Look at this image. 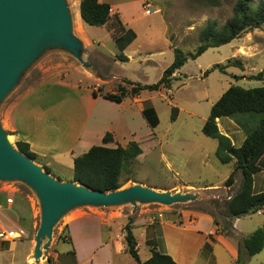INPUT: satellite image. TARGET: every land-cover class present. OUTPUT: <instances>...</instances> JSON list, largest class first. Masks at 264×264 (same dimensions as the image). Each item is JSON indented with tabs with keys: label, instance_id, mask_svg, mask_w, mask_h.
Here are the masks:
<instances>
[{
	"label": "rangeland",
	"instance_id": "rangeland-1",
	"mask_svg": "<svg viewBox=\"0 0 264 264\" xmlns=\"http://www.w3.org/2000/svg\"><path fill=\"white\" fill-rule=\"evenodd\" d=\"M77 1L67 0L73 14L74 33L83 36L82 21L80 23L77 21L73 11ZM141 1H115L120 5L125 27L134 30L137 34L134 41L130 38L132 44L128 49L131 56L129 61H122L124 52L120 47L123 41L129 40L131 33L123 41L118 42L117 38L123 35L124 30L114 29L113 22L105 28L91 31L92 36L103 40V45L105 43L99 49L100 55H90V53L87 55L95 73L103 74L106 78L102 88L97 86L100 93L118 92L119 86L124 85L131 94L133 88L138 85L158 82L164 68L174 60L173 46L185 52H194L199 45L201 29L211 21H217L219 26L224 24L232 16L233 6L237 0H218L217 5H213L210 0H143L142 4ZM248 1L257 4L261 0ZM148 5L154 11L159 9L160 13L144 15ZM112 13H115L114 9ZM107 30L116 40V44L109 40L111 36ZM228 62H231V65L226 68V72L211 69L215 64L226 65ZM83 71L84 67L81 63L61 49L44 53L23 73L15 88L0 104V121L4 128L6 126L5 111L9 105L17 97L53 77L61 76L82 87L93 86L95 81L81 75ZM262 71H264V24L243 33L231 43L209 48L196 59H189L180 71L174 74L176 76L169 88L153 91L142 89L139 94L127 95L126 98L129 99L127 102L139 95L143 100L144 108L148 111L144 117L136 110L132 112L129 107L125 112L123 111L124 114L131 116V130L135 133L134 140L130 137V139L119 141L125 146L131 140L136 141L143 150L142 154L132 162V172L124 174V178L130 177L124 186L141 183L158 190L191 192L197 195L193 201L172 205H138L135 209L132 204H125L116 208H104L113 209L112 217L116 219V222L110 224L112 227L120 231L121 227H125L123 218L133 220L142 211L155 218L160 216L177 221L181 219L182 210H196L213 213L223 233L232 234L231 222L228 220L227 199L240 188L242 173L240 171L235 173V183L231 187L225 185L226 179L234 170V164L222 163L218 159L217 140L206 136L202 129L213 104L230 86H240L245 89L263 86L264 76L261 80L249 79V76ZM242 76L246 78L238 79ZM174 107L178 109V112L176 118L172 119ZM220 126L229 134H234L236 146L242 144L239 142L242 134L237 133L236 127L238 126L237 130L241 131L240 133L244 131L235 118L222 117ZM6 130L11 143L16 146L12 132ZM261 164L262 170L257 176L256 190L264 189V160ZM50 171L60 180L72 181L73 175L69 171L53 168H50ZM205 186L211 187L201 188ZM211 189H217V192ZM8 196L13 197L12 203L7 202ZM83 209L99 215L89 207H83ZM77 211L62 217L54 227L48 254L57 247L60 257L53 264H74L76 257L70 253L74 248L80 249L79 264L88 262L89 247L83 245L77 227L73 233L76 237L75 246L61 241L67 233L65 226L67 219ZM109 212L108 210V215L101 214V217L112 218ZM40 220V204L30 187L21 181L0 182V227L19 226L27 233L25 237L19 239L0 241V264H28V258L33 255L34 238ZM88 226L93 232L99 231V223L95 219L89 222ZM107 226L108 223L103 224V229L106 230ZM238 226L243 235L259 227L264 229V214L255 212L244 215ZM10 244H14L12 250H8ZM144 248L143 246L142 250ZM126 257L129 264H136L130 255ZM259 259L264 263V249ZM46 260L47 258L43 255L40 262L43 263ZM29 263L32 261L29 260ZM115 263L118 264L119 260L116 259ZM124 263L126 264L125 261Z\"/></svg>",
	"mask_w": 264,
	"mask_h": 264
},
{
	"label": "crops",
	"instance_id": "crops-1",
	"mask_svg": "<svg viewBox=\"0 0 264 264\" xmlns=\"http://www.w3.org/2000/svg\"><path fill=\"white\" fill-rule=\"evenodd\" d=\"M80 1H77L79 11ZM99 1L109 3L111 8L114 9L115 13L113 14H119L122 20L120 5L115 2L118 0ZM142 2L143 0L141 4ZM145 11L146 9L144 15L160 13L159 9L157 11L152 10L150 14H146ZM81 21L84 34L83 36H77L84 42L87 53L100 55L99 49L105 43L103 45V40L92 36L91 31L105 28V26H91L85 23L83 19ZM123 25L125 27L124 22ZM129 33H131L130 41V38H133L132 41L137 38L134 30L125 27L123 35L117 38V41H123ZM108 34L111 36L109 31ZM109 40L116 44V40L112 36ZM128 41H123L120 47L124 52V56L127 57L125 61L131 59L128 49L132 41H129V43ZM80 74L87 79L92 78L95 84L91 87H82L65 80L61 76L53 77L17 97L5 111V128L12 132L16 142L24 141L30 145V149L38 155L37 163L43 167L69 171L72 175L75 158L86 153L94 145H103V138L106 133L110 132L113 136L112 142L105 144L108 147H116L119 144L125 146L119 141L120 139H130V137L133 139L135 132L131 130L132 118L124 112L129 107L132 112L136 110L138 114L143 115L145 109L143 100L139 95L134 96L133 100L130 99L129 103L127 102L128 98H125L122 102H116L103 97L97 89L98 87L102 88V84L106 83L103 74L90 72L86 68ZM94 91H97L98 95H94ZM220 121L221 118L218 119L221 132L228 135L235 145L234 134L224 131L220 126ZM237 128L238 126L236 127L237 133L242 134L239 142L243 143L246 134L243 131V133H240L241 131H238ZM263 160L264 155L259 162L261 168ZM260 172L254 175L255 192L264 190H256L257 176ZM52 175L55 176L56 174L52 173ZM207 187L211 186L201 188L206 189ZM211 190L215 192L217 189ZM229 199L230 195L227 201ZM31 206L32 204H30ZM89 208L98 212L99 215L82 207L72 210L71 212L78 211L71 215L65 223L67 227L66 239H70L71 243L64 239L61 241L75 246L76 237L73 233L77 227L80 240L85 247H89L88 262L86 264H117L115 263L116 259L119 260L118 264H125L124 261L129 264L126 257L130 254L127 252L125 242V227H121V230L117 231L110 225L116 222V219L112 217L114 216L113 209ZM108 210L112 218H102L101 214L108 215ZM258 213L264 214L263 208ZM180 214L183 220L180 225L171 219L161 218L160 216L155 218L152 215H147L144 211L133 218L131 227L136 237L141 261L148 260L153 251L156 250L170 255L176 264H264L259 259L262 251L254 256H249L243 246L244 239L252 233L242 234L238 223L243 216L228 218L231 222L232 234L226 235L220 225L216 223L214 214L209 211L182 210ZM93 219L99 223L98 232L91 231L88 226V223L92 222ZM123 222V225L126 226L129 220L123 218ZM107 223V229L104 230L103 224ZM58 244L59 241L57 246ZM143 246L145 248L142 250ZM13 248L14 244H10L8 250ZM70 253L76 257L74 264H79L80 249L76 250L74 248ZM59 257L60 254L57 252L56 247L46 256L47 260L43 263L39 262V264H53ZM29 260L30 257L28 258V264H33L29 263ZM136 264L138 263L136 262Z\"/></svg>",
	"mask_w": 264,
	"mask_h": 264
},
{
	"label": "trees",
	"instance_id": "trees-1",
	"mask_svg": "<svg viewBox=\"0 0 264 264\" xmlns=\"http://www.w3.org/2000/svg\"><path fill=\"white\" fill-rule=\"evenodd\" d=\"M213 5L218 0H210ZM111 6L107 2L99 0H81L80 14L85 23L91 26H106L113 22L114 29L124 30L123 22L118 14L110 12ZM264 24V0L253 4L248 0H237L233 6V14L224 24L219 26L217 21L208 22L200 31L199 45L194 52H185L179 47H174V60L164 70L160 80L154 84L138 85L134 87L131 94L124 85H120L118 92L100 93L103 97L122 102L128 94L136 95L139 91L159 90L170 87L174 75L189 59H196L202 53L212 47H220L231 43L243 33L261 27ZM123 61L127 57L121 58ZM231 65L215 64L212 70L218 69L226 72ZM264 71L249 76V79H263ZM246 78L245 76L238 77ZM100 91V90H99ZM98 95L97 91L93 92ZM148 109L143 110V115ZM178 109L173 108L172 119L177 116ZM227 116L235 118L246 134V138L240 146H235L226 134H223L218 125V119ZM203 133L216 139L218 147L216 156L222 163H234L235 167L226 179L225 185L231 187L235 183V173H242V184L238 191L227 201V213L229 218H239L244 215L258 212L264 208V190L254 191V175L262 170L259 162L264 155V85L256 88L245 89L240 86H230L222 96L213 104L210 114L203 126ZM113 136L110 132L103 138V145H94L86 153L77 156L74 160V172L72 181L84 184L95 190L104 192L117 190L123 187L130 177L124 178V174L132 172V162L143 152L140 144L131 141L128 145H117L108 147L105 144L112 142ZM17 148L37 161L38 155L30 149V145L24 141L16 142ZM49 173V167H44ZM177 224L183 220L171 219ZM132 218L125 226V242L127 252L138 264H176L173 258L154 250L152 256L141 261L137 248L136 237L131 227ZM217 223V222H216ZM67 228V227H66ZM63 239L71 243L70 239ZM243 246L249 256L260 253L264 248V229L259 227L249 234L243 241ZM74 253V252H72ZM241 262L240 260L238 261Z\"/></svg>",
	"mask_w": 264,
	"mask_h": 264
},
{
	"label": "water",
	"instance_id": "water-1",
	"mask_svg": "<svg viewBox=\"0 0 264 264\" xmlns=\"http://www.w3.org/2000/svg\"><path fill=\"white\" fill-rule=\"evenodd\" d=\"M61 49L95 73L84 42L73 30L67 0H0V104L15 88L23 73L44 53ZM21 181L35 193L41 212L35 235L33 264L48 255L54 227L77 208H116L138 205L186 203L196 193L158 190L133 183L104 192L76 181L60 180L14 146L0 121V182ZM44 250H46L44 252Z\"/></svg>",
	"mask_w": 264,
	"mask_h": 264
},
{
	"label": "built area",
	"instance_id": "built-area-1",
	"mask_svg": "<svg viewBox=\"0 0 264 264\" xmlns=\"http://www.w3.org/2000/svg\"><path fill=\"white\" fill-rule=\"evenodd\" d=\"M151 6L148 5L146 8V14H150L152 12V9L150 8ZM110 12H113V9H110ZM7 202L12 203L13 202V197L8 196L7 197ZM27 235L26 231L19 227V226H8V227H0V241L3 240H10V239H19L22 237H25Z\"/></svg>",
	"mask_w": 264,
	"mask_h": 264
},
{
	"label": "bare ground",
	"instance_id": "bare-ground-1",
	"mask_svg": "<svg viewBox=\"0 0 264 264\" xmlns=\"http://www.w3.org/2000/svg\"><path fill=\"white\" fill-rule=\"evenodd\" d=\"M73 11H74V14H75V17H76L77 21L80 23L82 17H81V15H80V11H79V9L77 8V6L74 7V10H73ZM30 260L32 261V263H34V258H33L32 256L30 257Z\"/></svg>",
	"mask_w": 264,
	"mask_h": 264
}]
</instances>
